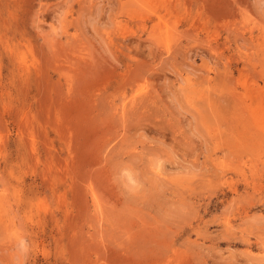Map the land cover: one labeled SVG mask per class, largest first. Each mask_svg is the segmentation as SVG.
I'll return each instance as SVG.
<instances>
[{"label": "rangeland", "instance_id": "374dc122", "mask_svg": "<svg viewBox=\"0 0 264 264\" xmlns=\"http://www.w3.org/2000/svg\"><path fill=\"white\" fill-rule=\"evenodd\" d=\"M0 264H264V0H0Z\"/></svg>", "mask_w": 264, "mask_h": 264}]
</instances>
